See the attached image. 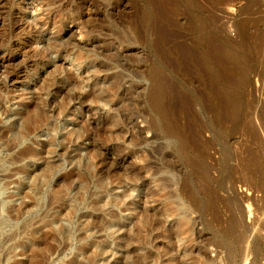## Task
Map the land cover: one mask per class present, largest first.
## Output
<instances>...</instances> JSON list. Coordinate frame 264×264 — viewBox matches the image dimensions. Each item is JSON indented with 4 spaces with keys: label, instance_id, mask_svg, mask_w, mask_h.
<instances>
[{
    "label": "rangeland",
    "instance_id": "374dc122",
    "mask_svg": "<svg viewBox=\"0 0 264 264\" xmlns=\"http://www.w3.org/2000/svg\"><path fill=\"white\" fill-rule=\"evenodd\" d=\"M248 1L0 0V264H264Z\"/></svg>",
    "mask_w": 264,
    "mask_h": 264
},
{
    "label": "bare ground",
    "instance_id": "6f19581e",
    "mask_svg": "<svg viewBox=\"0 0 264 264\" xmlns=\"http://www.w3.org/2000/svg\"><path fill=\"white\" fill-rule=\"evenodd\" d=\"M252 4H253V1L252 0H249L248 1V6L250 7V6H252ZM262 21L264 22V19ZM35 24H36L35 26H37V23H35ZM34 28L36 29V27H34ZM225 46H226L225 47L226 51L222 52V50L218 48L220 50L219 51L217 49V47L214 46L212 48V50L208 54H206L205 56L207 58L212 59L215 63L217 62V65L220 66L226 72V75L227 76H225V78L228 81L231 78H234L236 76H239L240 77V71L238 73L235 71V66H236V64H239L240 61L238 60V58L236 57V55L231 51L233 44L227 41L226 44H225ZM223 55H224V58H223ZM217 72L219 73L218 67H217L216 73ZM70 84H71L70 82L69 83L67 82L66 85H65V87H62V88H60L58 90L63 95V97L65 98V100H67L68 102L71 101V100H77L78 103H79V105L81 106V108L84 111H89L90 107L85 104V101H86V99L89 96L92 95V93H87L85 95H81L78 91L69 89L68 86ZM160 95H161L160 90L159 89H156L154 91V97H155V99H156L157 102L159 101ZM99 96L101 97L102 94L95 95V97H97V98ZM227 104L229 105L230 104V101H227ZM227 104L225 103V105H227ZM230 105H229V107H230ZM230 108L232 109V107H230ZM125 208L127 209L128 206H125ZM71 209H72V207H71ZM89 217L90 216H88L86 218L87 221L90 220ZM96 226H98V229L96 228ZM102 226L103 225H101V224H99V225L98 224H95L96 232L100 231L101 228H102ZM31 264H35V263L32 262Z\"/></svg>",
    "mask_w": 264,
    "mask_h": 264
},
{
    "label": "built area",
    "instance_id": "2783aa9c",
    "mask_svg": "<svg viewBox=\"0 0 264 264\" xmlns=\"http://www.w3.org/2000/svg\"><path fill=\"white\" fill-rule=\"evenodd\" d=\"M262 5V10L264 11V0H260Z\"/></svg>",
    "mask_w": 264,
    "mask_h": 264
}]
</instances>
